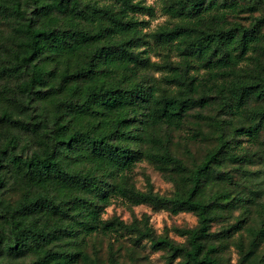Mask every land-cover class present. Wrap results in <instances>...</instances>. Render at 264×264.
Returning a JSON list of instances; mask_svg holds the SVG:
<instances>
[{
    "label": "trees",
    "instance_id": "trees-1",
    "mask_svg": "<svg viewBox=\"0 0 264 264\" xmlns=\"http://www.w3.org/2000/svg\"><path fill=\"white\" fill-rule=\"evenodd\" d=\"M262 2L167 0L164 10L177 19L162 26L159 37L179 52L181 67L165 75L178 91L157 95V86L137 70L144 58L136 50L142 20L135 14L150 13V6L133 0H0V169H13L26 187L14 207L0 210V254L31 250L30 264H77L85 237L131 231L180 258L179 264H222L209 238L225 195L204 199L199 193L203 178L224 161L241 168L258 155L241 140L258 142L264 127V15L249 25L227 16L254 12ZM215 105L225 119L203 113ZM188 117L211 128L199 126L191 138L215 139L192 169L160 136L162 125L179 128ZM23 139L35 146L29 155L17 151ZM141 159L174 182L171 195L154 192L148 179L145 190L135 187L131 169ZM3 177L0 172V185ZM112 196L172 214L193 212L197 225L176 229L186 237L176 243L155 235L148 222L104 219ZM261 233L251 230L246 248L236 244V264H264L252 258ZM64 237L67 247H45ZM110 253L108 264H116Z\"/></svg>",
    "mask_w": 264,
    "mask_h": 264
},
{
    "label": "rangeland",
    "instance_id": "rangeland-1",
    "mask_svg": "<svg viewBox=\"0 0 264 264\" xmlns=\"http://www.w3.org/2000/svg\"><path fill=\"white\" fill-rule=\"evenodd\" d=\"M99 1L108 2L110 0ZM133 1H140L151 7L150 13L135 14L139 20H142V23L138 25L141 37L136 50L144 58V62L138 66L137 70L147 75L150 81L157 86V95L176 93L177 86L167 82L165 75L171 71V67H181L179 66L181 56L173 46L162 43L159 30L165 25L172 26L177 18L164 10L167 0ZM248 1L241 0L246 3ZM262 3L254 12L227 14V18L230 21L249 25L253 16L264 15V2ZM216 11L215 7L209 9L210 13H216ZM261 33L264 34V26L261 27ZM198 70L199 73H203V68ZM190 71L192 72L193 69ZM262 102L264 103V98ZM262 102L252 101L250 104L257 105ZM203 113L221 119L226 117L217 105L206 108ZM197 121V118L188 117L179 128L162 125L160 129V136L167 139L165 141L170 152L181 158L187 169H192L200 163L208 149L215 144V139L210 136L202 137V139H198L199 136L197 139L190 137L193 130L199 126L205 132L211 129L202 120ZM228 126V131H230L233 124ZM241 141L249 152L256 150L258 155L243 162L241 168L238 163L224 161L217 166L216 171H212L203 178L199 193L204 199H209L211 195L218 192L225 195L222 201L225 206L220 209L222 216L213 221L210 226V231L215 236L209 238V242L218 246L217 255L222 264H236L240 257L236 244L242 242L246 248L251 239V230L258 231L261 228L264 230V127L259 132L258 142L252 144L244 139ZM24 143L23 139L17 151L22 155H29L35 146L33 144L26 146L23 145ZM140 145L146 147L144 144ZM224 169L229 175L222 173ZM0 172L4 175L3 185H0V199H2L0 210L4 213L18 203L26 187L22 181L16 179L13 169L7 165L1 166ZM169 173L171 172H166V175ZM147 179L153 191L160 195L169 196L175 189L174 182L157 170L150 161L146 159L136 161L131 169L132 183L137 189L145 190ZM102 217L104 219L117 217L128 224L137 222L142 225L143 222H148L155 235L168 236L176 243H186V237L178 235L176 229L197 225V216L193 212L180 211L172 214L165 208L156 209L146 203L132 205L121 197L115 196L111 197L110 204L104 209ZM43 221L44 218L41 219V222ZM225 230L226 233L223 232ZM66 241L67 237L61 240L54 239L46 243L45 247H56L57 245L67 247ZM258 242L252 254L256 262L260 258L264 259V233L259 235ZM111 251L114 253L116 264H179L180 260V258H173L164 249H153L145 238L138 240L134 232L122 231L109 236L95 233L85 237V242L81 244L79 250L82 256H78L76 261L77 264H108ZM34 257L35 252L31 250H25L19 254H12L5 250L0 254V259L8 264H30Z\"/></svg>",
    "mask_w": 264,
    "mask_h": 264
}]
</instances>
